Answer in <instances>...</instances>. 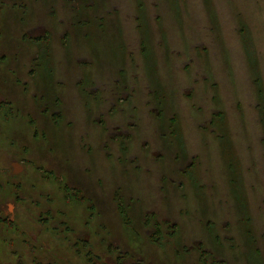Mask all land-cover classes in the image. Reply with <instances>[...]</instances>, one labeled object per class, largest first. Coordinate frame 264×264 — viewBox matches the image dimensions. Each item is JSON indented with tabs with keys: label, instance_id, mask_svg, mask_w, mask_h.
<instances>
[{
	"label": "rangeland",
	"instance_id": "374dc122",
	"mask_svg": "<svg viewBox=\"0 0 264 264\" xmlns=\"http://www.w3.org/2000/svg\"><path fill=\"white\" fill-rule=\"evenodd\" d=\"M139 1L87 0L90 15L76 17L73 0H35L27 14L18 13L16 0H0V210L12 219L11 226L0 225V264H92L94 252L75 254L72 234L57 221L61 208L68 210V227L82 230L84 219L90 220L79 206H64L56 180L68 163L77 175L96 168L102 186L113 181L129 186L121 192L126 203L142 213L156 211L178 226L176 238L162 228L161 246L154 247L139 217L131 219L128 231L108 188L100 191L94 242L102 263H115L104 259L100 247L110 243L138 246L142 251L131 253L141 254L145 264H247L244 228L252 222L259 250L254 264H264V129L239 35L244 21L255 40L264 85V0H141L143 12ZM80 17L106 25L94 48L97 58L82 37L86 28L74 33ZM140 17L148 32L145 46ZM46 33L55 58V96L31 70L36 46L25 42ZM147 46L166 91L165 116L178 118L186 145L179 166L193 162L194 177L205 185L201 195L181 172L169 168L174 163L170 152L177 147L167 131L162 134L156 116V89L142 51ZM48 98L46 113L62 116L57 123L42 114ZM215 111L225 113L227 138L241 163L246 205L240 209L228 182V150L218 128L214 132L208 123ZM120 135L129 137L124 144L132 162L121 161ZM196 243L206 257H200Z\"/></svg>",
	"mask_w": 264,
	"mask_h": 264
},
{
	"label": "trees",
	"instance_id": "16d2710c",
	"mask_svg": "<svg viewBox=\"0 0 264 264\" xmlns=\"http://www.w3.org/2000/svg\"><path fill=\"white\" fill-rule=\"evenodd\" d=\"M80 3V6H77L76 0H73L74 2V9L77 10L78 13H83L86 16L90 15L88 14V6L85 3L87 0H77ZM92 6L89 9L94 10L96 6L94 3L91 1ZM12 5H15V3H12ZM140 10L143 12L144 9V3L140 0L138 4ZM6 13H4L2 20H5ZM140 19L143 20V24L141 27L144 29L143 31V36L144 38L142 39V43L145 46V39L147 41L148 38V32L145 29V23H144V17H140ZM77 28V29H76ZM86 28V34L83 35L82 37H87L88 40V46L91 51H93L94 56L96 57V54L94 52V48L99 40L104 38V28H101L100 24H96L95 21H92L90 17L84 21L82 17L78 18L75 21V31H77V35H80L79 31ZM66 36H70V34L65 33ZM239 35H240V41L242 42L243 48L245 53L248 55L246 56L247 63L249 66V70L251 75L253 76V85L255 86V90L257 93V105L256 108L258 110V115H259V121L262 124V127L264 129V85L262 79L259 77V68L257 67V59H256V49H255V40L252 35V32L250 28L247 26L244 21H240V30H239ZM25 42H29L32 45L36 46V52L34 57L32 58V67L31 70H36V76L39 77L44 85L47 87L45 88L46 91H50L53 96H55V89L58 85V82L55 81V58L54 54L52 52V45H51V39L49 34H45L42 37H37V38H25ZM66 53L67 55L69 54L68 52V46H66ZM143 51V56H144V64L145 68L148 72V75L150 76L151 81L153 82V87L155 90V99L157 100L158 105L161 107L158 108V114L156 115L159 119V126L162 129V134H165V131L172 137L173 141L176 143L177 151H181L182 154L186 153V145L183 141L182 134L180 132V123L178 118L175 115H172L170 117L165 116V110L166 106L164 105V101L167 100V95L166 91L164 92V88L161 84L160 78H159V73H158V66H156V60L153 57V53L150 51L149 47H145L142 49ZM97 58V57H96ZM82 85V84H81ZM50 98V97H49ZM49 98L43 101L42 103V113L44 116H47L51 119L52 122L57 123L59 119L62 118L60 116V113L58 112L51 114L52 118L46 113V111L51 107L49 105ZM58 98V97H56ZM51 104H54L56 107L60 108L59 104L55 101H52ZM3 105V102H0V108ZM47 109V110H45ZM60 110V109H59ZM61 111V110H60ZM225 113L222 111H219L215 115L212 116L211 118V127L212 130L215 132V128L217 127L219 130V136L220 140L222 141V147L227 149V169H228V174H229V179L228 182L230 183V190L232 193V197L234 201L238 205V209L242 207V205H246V199L244 196L245 190H244V184H243V177L241 174V163L237 159L236 154L233 150L232 144L227 138V135L229 136L228 132L225 131ZM32 122V120H31ZM122 141V140H121ZM122 149L125 150V145H123V141L121 142ZM127 147V146H126ZM186 173L189 175L191 184H193L194 190L198 193V195H201L200 189L203 188V185L198 182V180L194 177L193 173V168L191 169L190 166L186 167ZM240 173V175H239ZM243 188V190H240V188ZM16 200H19L16 198ZM15 200V201H16ZM118 209V208H117ZM119 212L121 214V220L122 222L128 226V224L131 223V219L128 218L125 214V211L123 210V205H120ZM4 223V224H3ZM7 224L8 226L12 225V221L10 218L7 219L6 216L2 215V212L0 210V225ZM167 224V223H166ZM168 226V224H167ZM170 227V226H169ZM245 233L247 234L248 238V245L249 246V253L247 254V257L249 261L247 260V264H254L256 262V259H258L257 254L259 252L258 248L256 247L254 243V237H253V225L252 222L250 223L249 226H246L244 228ZM159 234H156L152 238H150V241H152L155 244H160L159 239ZM255 245V246H254ZM217 247V246H215ZM205 255L204 257H206ZM203 257V258H204ZM214 260V259H213ZM39 264V263H37ZM263 264V263H260Z\"/></svg>",
	"mask_w": 264,
	"mask_h": 264
},
{
	"label": "flooded vegetation",
	"instance_id": "af4514ba",
	"mask_svg": "<svg viewBox=\"0 0 264 264\" xmlns=\"http://www.w3.org/2000/svg\"><path fill=\"white\" fill-rule=\"evenodd\" d=\"M35 3V0H29L28 2L24 1V0H16V5L18 7V13H23L25 12L27 14L29 7H31L33 4ZM70 5V3H68ZM25 8H24V7ZM21 7V8H20ZM96 9V8H95ZM27 11V12H26ZM75 15L76 17L80 14L77 12V10L75 9ZM26 14L24 16H26ZM101 28L106 27H102V23H100ZM72 31V30H71ZM70 32V31H69ZM65 33H67V31H65ZM74 33L77 34V31L74 30ZM45 35V34H44ZM70 35H72V33L70 32ZM80 85V90L84 91V88ZM126 99V98H125ZM158 107H161L158 105ZM219 112V111H218ZM218 112H213V114L211 115V118L213 115H215ZM158 114V112L156 113V115ZM172 116V115H171ZM170 117V116H169ZM211 118L209 120V125L211 124ZM211 126V125H210ZM212 129V127H211ZM120 140L123 141V145H125L124 143L126 141L129 140L128 136H122L120 135ZM121 141V142H122ZM120 142V144H121ZM126 149L123 150L122 146L119 149L120 154H121V161H124L125 163L128 162H132L133 160L128 159L127 153L129 151V147H125ZM167 150V149H166ZM168 151V150H167ZM161 156V155H160ZM170 156H171V160L174 163H171L169 165L170 169H173L176 171V173L181 172V174L188 180L189 185L193 187V184H191V180L189 175L186 173V167L190 166L191 169L193 168V166H195L193 164L192 161H188L185 166H179V161L181 159H184L186 154H179V152L174 149V152L171 151L170 152ZM162 158H165V156H163ZM71 164L68 163V165L64 166V167H60V179L56 180L58 186L61 188V192H62V197L64 200V206H66V204L68 203L69 208H71L72 204L74 206H79L80 207V214L81 216L86 215V218H90L89 219H84L83 221V226L84 229L80 230L77 229L76 227H68L67 224V215H68V210L61 208L59 209V218L57 219V221L59 222H63L64 223V227L67 228L72 235L73 238H71L69 240L70 244L72 247H74V253L77 254L81 253V251H85V252H94L93 254L90 255L91 259H92V264H106V263H102L103 261V257L101 254L97 253V249L98 248V243H95V240H98V236H99V230L97 228V220H95L98 217V203H100V198L98 199V192H106L107 188L108 191L111 194V199L114 201L115 203V207L117 209L118 215L119 217L121 216L119 209H120V205H123V210L125 211V214L128 218L132 219L133 217H139V223L141 226L146 225V227L149 228V240L152 239L154 236H156V234H159L161 237L159 239L160 244H155L152 241H150L154 247H159L161 246V239H162V228H166L167 232L166 234L171 235L172 237L177 236V232H178V226L175 225L174 223H169V217L164 219H161L158 215V213L156 211H147L145 213H142L140 210H136L135 206L133 207L131 205V203H126V200L123 196V194H121V192H128L130 191V187L129 186H125V185H121L120 182L118 181H113L111 186H108L105 182V184H103L102 186V182L100 180V175L99 173H97V169L89 167L85 173V176H83L82 174L77 175L75 173V171H73V169L71 168ZM135 168H138V164L135 165ZM123 173H125L127 171V169L124 167L122 169ZM47 171L44 175H45V179L50 181V173H48V169H43V172ZM115 170L113 169L112 173H109V176L114 175ZM57 176V175H56ZM162 179V178H161ZM83 180V181H81ZM86 180H90V181H86ZM181 181L177 182V184L181 183ZM110 183V181H109ZM172 186V184L174 183V179L170 178L169 182ZM162 184L164 185V181H162ZM201 185H203V188L205 187V185L203 183H200ZM167 185V184H166ZM162 186V185H161ZM195 191V190H193ZM45 196H47V198L49 199V192L45 193ZM139 197V195H137ZM138 197L136 199H138ZM129 200L132 201V195H129ZM132 211V213H130ZM5 214V213H4ZM6 215V214H5ZM4 215V216H5ZM66 216V217H65ZM9 217H7L8 219ZM121 219V217H120ZM12 221V220H11ZM168 226H166L167 224ZM170 226V227H169ZM127 230L131 231L132 230V224H128L127 226ZM64 230V229H63ZM66 230V229H65ZM152 236V238H150ZM103 240V239H102ZM101 240V241H102ZM100 247L103 249V251L105 252L104 255V259L105 256L107 257H111L114 260V264H145L143 263V257L141 254H132L131 253V249H135L137 251H142L140 249H138V246L135 245H128V247L125 248H121V246L119 244H110V243H103L100 245ZM195 248H197L198 251H200V257H204V251H202V249L200 248L199 244H195L194 246ZM140 248V247H139ZM176 253H178V250H173ZM187 251V250H186ZM190 251V250H188ZM192 251V250H191ZM179 255V253H178ZM207 255V254H206ZM146 262H152V261H146ZM49 264V263H47ZM109 264V263H107Z\"/></svg>",
	"mask_w": 264,
	"mask_h": 264
},
{
	"label": "water",
	"instance_id": "95a60500",
	"mask_svg": "<svg viewBox=\"0 0 264 264\" xmlns=\"http://www.w3.org/2000/svg\"><path fill=\"white\" fill-rule=\"evenodd\" d=\"M16 165H17V163H16ZM17 166H20V165H17ZM17 172H18V170L14 169V173H17ZM10 220H12V219L10 218Z\"/></svg>",
	"mask_w": 264,
	"mask_h": 264
}]
</instances>
